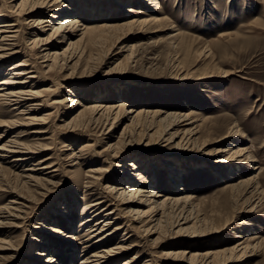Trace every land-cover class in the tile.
Returning <instances> with one entry per match:
<instances>
[{
    "label": "rangeland",
    "instance_id": "1",
    "mask_svg": "<svg viewBox=\"0 0 264 264\" xmlns=\"http://www.w3.org/2000/svg\"><path fill=\"white\" fill-rule=\"evenodd\" d=\"M20 1L0 0L2 19L17 21L18 36L7 44L20 51L0 65V82L13 79L16 71L10 69L26 60L21 69L36 76L35 84L28 87L41 93L30 102L39 105L33 116L42 120L29 125L27 117L0 105V125H4L0 131L6 130L5 140H17L29 150L46 148L15 168H10L11 158L1 160L6 169L0 172V207L18 199L11 206L20 212H15L19 220L4 221L7 228L0 229V242L10 246L1 252L0 264H30L29 255L43 251L33 248L40 235L45 244L40 264H48L43 262L48 257L53 264H80L85 252L73 239L83 240L81 230L76 234L80 221L89 217L83 209L100 197L113 211L118 200L107 187L132 185L124 181L132 179L130 172L124 175L130 163L143 166L140 172L149 190L155 183L163 196L189 195L195 209L188 231L173 229L171 217L163 232L152 236L133 222L135 215L116 210L111 219L123 230L109 246L116 247L132 235L125 246L136 247L111 264L134 256L140 257L134 264L148 260V264H190L187 259L192 253L205 252L212 253L211 264H264V0H60L79 22L77 32L102 22L163 20L121 27L105 34L107 40L94 43L87 35L74 33L69 53L75 57L54 72L46 68L50 61L40 59L45 46L32 48L30 41L32 34L47 39L50 29L40 33L31 17H16ZM67 43L50 49L60 53ZM48 89L50 93L41 92ZM75 99L78 104L72 105ZM94 105L118 106L113 112H118L117 118L105 111L90 122L89 108ZM128 109L150 113L144 123L148 127L155 121L150 140L140 129L131 144L120 138L129 124L124 119ZM157 111L161 113L152 120ZM80 112L83 119L70 122ZM182 115L190 116L186 120ZM176 119L179 127L172 126ZM233 127L239 136L224 139ZM187 130L190 133L185 135ZM168 134L177 138L166 143ZM224 148L229 151L216 154ZM239 148H247L256 162L242 161L235 155ZM47 157L45 164L56 165V173L27 171ZM255 165L261 171H252ZM258 172L255 181L260 190L246 191L240 183ZM28 174L51 183L23 186L21 177ZM98 174L104 177L94 180Z\"/></svg>",
    "mask_w": 264,
    "mask_h": 264
},
{
    "label": "bare ground",
    "instance_id": "2",
    "mask_svg": "<svg viewBox=\"0 0 264 264\" xmlns=\"http://www.w3.org/2000/svg\"><path fill=\"white\" fill-rule=\"evenodd\" d=\"M127 3L128 2L126 3L122 2L120 3V5L121 4L124 5ZM65 8L66 6L60 0H21L16 5L15 8L19 11L18 14H16V17L17 16L21 18L25 16L31 17L30 20L32 25L34 26V28L40 29L38 30L40 33L45 32L44 30L45 27H48L50 29V36L47 39H41V35H37V34H32V38L30 39L32 48L37 49L45 46L46 49L40 52L41 54L40 59L45 60V62L50 61V65L48 66L46 65L47 66L46 68H48L49 72H54L55 69L60 68L61 65L65 66L67 61H69V59L72 60L75 57L76 55L75 53H71V52L69 53L70 47L72 46L70 40L72 39L74 33L76 34L81 32L82 36L87 35L89 37V41L91 43H94L97 39L104 41L107 40V35L105 34L114 32L121 27L142 26V25H147L149 22L156 24L163 20V18L161 20L160 18L157 17L151 18L148 21L134 18L129 20L125 24H115V25H111L109 24V22H102L97 27L85 26L82 28L81 31L77 32L75 30L77 27H79L77 26L79 22H77V20H74L73 17H71L73 15V13L71 12L72 10ZM67 11H70L71 13L70 12L67 13ZM2 16L4 15H0V65L1 66L4 62L11 60L12 57H17V54L20 52L14 50L15 48L14 45L7 44V42L9 41L15 42L18 36L17 30H14L15 26H17V21L2 19ZM158 31L160 30H155L154 32H158ZM63 43L64 44L67 43V48L63 49L60 53L58 51H54V49H50V47L52 46L61 45ZM39 44L41 47H38ZM10 47L12 48L9 49ZM25 62L27 61L22 60L18 64H15V66L10 69V71L13 70L16 71L13 74V79L8 77L9 79H4L0 82V105L13 108V111L16 113L17 116H21L22 118L27 117V119L25 120H27L28 124L31 125L32 123L40 122L42 120V118L35 119V117L33 116L34 113L37 112L38 110L37 108L39 105L37 103H30L33 102L35 98H39L41 93L33 90L32 87H28V86H33L35 84L33 81L36 78V76L34 75V73H32L33 71L26 72L25 71L26 69L25 70L21 69V67H26ZM41 92L50 93L49 89ZM77 104H78L77 99L73 100L72 105H77ZM119 107H122V105ZM119 107L116 106V107L106 108V106L103 105L91 106L89 109L91 114L93 115V118H91L90 122L96 116H98L100 112L101 114L99 117L104 115L105 111L111 113L108 115H113L114 110H117ZM117 113L118 112L114 114V117L116 118H117ZM160 113H161L160 111L153 113L152 120L153 118H157ZM149 115L150 113L148 111L129 110L127 115L124 117L125 120H128L129 124L123 128L120 138L123 137L127 138L128 144H131L134 133L140 129L143 132L142 133L143 137L145 136L144 137L145 139L149 138L150 140V138L154 136L152 133L151 135H149V133L153 132L154 130L153 125L155 124V121L152 123L150 122V125L148 127L147 126L145 127L144 123L146 119L150 117ZM189 116L190 115H182L180 116V118L186 119ZM83 117H84L83 114L80 112L70 122L73 123L75 121H81ZM179 120L180 119H176L175 121H173L172 126L179 127ZM182 122L183 121H181L180 123ZM0 126H4V125L1 124ZM227 130H228L227 135L224 136V139L236 138L237 136H239V131L234 129V127ZM178 131L179 130L176 129L175 132L173 133H177ZM5 132L6 130L4 132L0 131V172L6 169L1 167V163H3L1 161L2 159L5 160L11 158L10 163L13 165L10 168H15L17 166L24 165L29 161L31 162L33 160V155L37 154V151H43L46 148V147L45 148L38 147V149L34 148L35 151L29 150L28 148L23 146L21 142L19 143L17 140L14 139L5 140L4 139ZM188 133H190V130L184 132L185 135H187ZM34 134H44V132L36 131ZM163 134H165V130H163L162 135ZM161 137L162 136H160V138ZM174 138H177L176 134H168V140H165V142L168 143L170 140ZM189 140L187 142H189ZM181 144L182 141L178 142L176 144V147H180ZM122 147H118L117 149L121 150ZM228 151L229 148H224V150L218 151V153L216 154H222ZM235 155L242 157V161L244 162H248V163L256 162L254 161L255 158H253V156H251L250 153L247 151V148L245 149L239 148L235 153ZM48 160H50V157L38 161V163L35 164L33 168H28L27 171L31 173H35L39 170L42 171L50 170L46 174L56 173L58 171L56 165L52 163H49L47 165L45 164ZM220 161L221 163L226 164L225 161L227 160L221 159ZM74 165H76V163H74ZM127 166L129 167L127 170H124L125 172L124 175L129 176L130 175L129 172H130L131 173L130 178L132 179L128 178V179H124V181L126 180L129 184L132 185L128 186V184H126V186L124 185V187H121V185L123 184H120L116 186L107 187L111 195H113L112 198L114 197L115 199L118 200L117 204L114 206L113 211H109L108 207H110L111 205L110 204L105 205L106 201L100 197L92 201L88 206L84 207L83 209V211L85 212L84 215L85 216L88 215L89 217L86 219H82L80 221L78 225V229L76 231V234H79V230H81L80 233L83 234L82 235L83 240L82 242H79V240H77V237L73 239L74 243L76 244L80 243V248L82 249V252L83 253L85 252L84 258L81 259L80 264H111L117 261V257L119 254L130 250V248L136 247L135 244L134 245L128 244L127 246H125L126 245L125 242L131 239L132 235L125 236L123 239L120 240V242L116 245V247L109 246V241H111V239H113L123 230L122 226H115L114 225L115 222L112 221L111 219V216L115 214V211L118 209L119 210L121 209L122 212L126 211L127 214L135 215L136 218L135 220H133V222L139 224L140 228L141 227L144 228L146 232V236H152L158 233L161 234L163 232L162 228L169 224L168 219L170 220L171 217L174 218L175 220L172 223L173 229H178L177 232L179 233L185 230L188 231V227L186 225L191 220V217L195 209V206H193L191 196L177 195V196H173L172 198H170L169 196H163L161 195L160 192H157L156 186L154 185L155 183H153L152 189L150 188L149 190V187H147L149 185V182L146 181L147 178L145 179L143 177L142 172H140V169L143 166L132 163L128 164ZM251 168L252 171H258L260 169L256 165ZM33 175L34 174H28L25 175L24 177H21L22 179H24V181L23 182L20 181V183L23 186L25 185L27 187H30L29 186L30 182L36 183V186L44 182H46L47 184L51 183V181H46L45 179L35 178ZM258 176H259V172L258 175H255L252 178L241 182L240 183L241 186L244 187L246 191L250 188L253 189L256 194L260 190V188L258 187V183L255 181ZM99 177H104V176L98 174L97 178H94V180H98ZM25 179H29V180H25ZM253 182H255V184ZM169 186L171 187V184H169ZM17 201L18 199L9 202V204L3 207H0V229H3L6 227V225H8V223L4 221L19 220V214H16L15 212H20L19 211L20 209L12 208L11 206L13 204L16 205ZM21 207H24V205L21 204ZM62 210L64 209L62 208ZM80 214H83V212H81ZM60 215L64 216L68 214L66 212H61ZM93 221H97L94 226L91 225ZM46 231H48V229H46ZM42 238L43 237L40 235L38 239L35 238L33 240V245H34L33 248L38 247L43 251L40 252L41 254H36V255H32L33 253L30 254L29 259L32 261L30 264L32 263L40 264L42 262V258L44 257L43 252H45V244L43 243L44 239ZM68 239L69 237H67V240ZM93 240H97V241H95L93 245L89 244ZM7 247L10 248L8 243L0 242V256L2 251H6L8 249ZM254 249L255 247L252 250L254 251ZM91 250L93 252L89 253ZM211 254L212 253L209 252H205L202 255L192 253L187 259V261L190 264H211V260H210ZM139 258H140L139 256L129 257L125 259L122 262V264H134L139 260ZM35 260H38V262H35ZM148 261H145L143 264H148L146 263ZM43 262H46L48 264L54 263L53 259L49 257L48 259H45Z\"/></svg>",
    "mask_w": 264,
    "mask_h": 264
}]
</instances>
